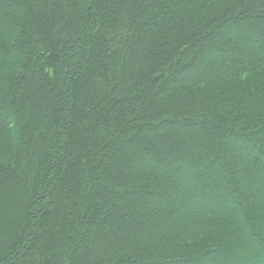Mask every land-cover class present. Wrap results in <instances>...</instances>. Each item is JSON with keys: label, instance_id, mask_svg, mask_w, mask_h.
<instances>
[{"label": "trees", "instance_id": "trees-1", "mask_svg": "<svg viewBox=\"0 0 264 264\" xmlns=\"http://www.w3.org/2000/svg\"><path fill=\"white\" fill-rule=\"evenodd\" d=\"M259 29L264 0H0V264H264Z\"/></svg>", "mask_w": 264, "mask_h": 264}, {"label": "rangeland", "instance_id": "rangeland-1", "mask_svg": "<svg viewBox=\"0 0 264 264\" xmlns=\"http://www.w3.org/2000/svg\"><path fill=\"white\" fill-rule=\"evenodd\" d=\"M243 31L249 32V30L248 29H245V28L243 29ZM259 32H261V35H264V29H259ZM250 42L252 44H255V45L256 44L261 45V43H262L261 39L258 38V37L251 38L250 39ZM229 55L231 57L230 59H233V60L237 61L238 58L240 56H242V53H240V51H238V50H231L229 52ZM206 57H208V56H206ZM200 60H201V63H202V61H204L205 62V65H207V66H210V65L213 64V63H209L208 62L210 60H213L211 58L209 60H208V58L206 60H202V58H200ZM195 67H199L200 68V65L199 66L196 65ZM204 68H205V66H204ZM200 73H204V70L201 69V72ZM187 125H188L189 128H192V127L195 126V124H193V123H187ZM202 127H203V125H202ZM241 129H244L245 132H248L249 131L248 129H246L244 127L241 128ZM209 133H211L210 132V129L205 128V130L200 135H202V138H204V140H206L208 142ZM232 139L235 141V143H236L235 145H237L239 147V149L242 151V153H244L251 160L253 166L256 167L258 170H260V174H259L260 175L259 176L260 177L259 191H258V193H257V195L255 197H256L257 204L263 209V214H264V198H262L263 197L262 196L263 190H261L262 186L264 185V162L262 160L257 159V157L255 156L254 152L247 145V142L241 141L240 139H237L234 136H232ZM221 158L222 157L219 154L218 155V161H220ZM147 164H149L150 166H153L154 167L155 166V157L152 156V157L148 158L147 159ZM175 165L176 164H173L172 166L175 167ZM183 165H189V163L188 164H183ZM217 168L219 169L218 166H217ZM217 168L215 166L213 169L208 170V171L209 172L210 171L212 172V171H214V169H217ZM192 170L194 172H197L198 174L201 171H203L201 169H193V168H192ZM210 174H211V177H213V178H216V176H218L219 178H223V176L221 177V174H219V173L218 174L210 173ZM218 186L220 187V186H222V184L219 183ZM185 190H189V189L185 188ZM205 191L206 190H202V192H201L202 195L199 198V200H198V197L195 196L197 198V201H200V206L203 207V206H207L208 205V206H212L214 208L217 207L218 209L225 210L224 213H226L225 216H227V213L230 212V205L229 206L227 205L228 206L227 207V206H223L222 204H225V203L228 204V202L226 201V197H228V193H224V194H222L223 195L222 197H218V196H214L215 193H216L214 190L212 191V193L211 192H208V191L205 192ZM245 197H247L248 200H250L249 199V196H245ZM209 198H212L213 201H215V202H211L209 200ZM168 199L171 202H173V201L174 202H177V199L176 200H172L173 198L170 197V196H168ZM160 202H161V205H164V204L167 203V200L166 199H162V200H160ZM178 204H179V206H178L179 207V212H181L184 215V217H188V211H189L188 209H190V208L181 206L180 203H178ZM178 204L174 203V204H172V207H174V205L177 206ZM228 220H230V219H228ZM261 220L264 221V216H263V218ZM202 227H204L207 230L208 236L211 237V238H214V239L228 238L230 236V233H231L230 232V229L226 225H224V222H223V224H216L215 223L212 226L211 225H206V224L202 223ZM248 245H249V242H248ZM231 247H235V246L233 245ZM237 249H238V247H237ZM237 249H236V251L238 253L240 252L241 254H244L245 256H253L254 255V252H251L249 248L243 249V251L242 250L240 251L239 249L238 250ZM226 255H227L226 253H217L215 257L204 258L202 261H200L197 264H218L221 261L222 257H225ZM238 263L240 264V262H237L235 264H238ZM257 264H261V263L258 261Z\"/></svg>", "mask_w": 264, "mask_h": 264}]
</instances>
